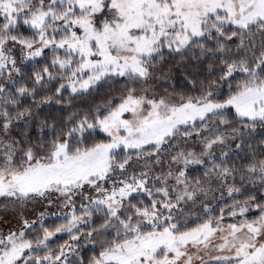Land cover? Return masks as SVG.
I'll return each mask as SVG.
<instances>
[{"label":"snow or ice","instance_id":"snow-or-ice-1","mask_svg":"<svg viewBox=\"0 0 264 264\" xmlns=\"http://www.w3.org/2000/svg\"><path fill=\"white\" fill-rule=\"evenodd\" d=\"M0 264H264V0H0Z\"/></svg>","mask_w":264,"mask_h":264}]
</instances>
